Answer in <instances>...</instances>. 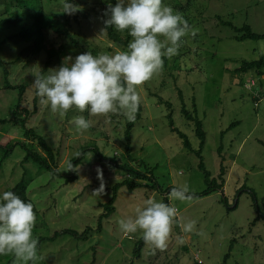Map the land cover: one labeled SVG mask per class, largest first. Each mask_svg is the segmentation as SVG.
<instances>
[{"label": "rangeland", "instance_id": "1", "mask_svg": "<svg viewBox=\"0 0 264 264\" xmlns=\"http://www.w3.org/2000/svg\"><path fill=\"white\" fill-rule=\"evenodd\" d=\"M34 1L37 5L41 3V0ZM103 1L107 4L102 6L104 10L99 6L102 0L72 1L88 12L85 21L78 20L79 25L72 26L77 43L56 32L48 34L57 43L69 42L60 65L70 64L71 59L88 51L95 56L126 50L127 45L111 41L102 28V17L106 20L110 15H106L109 5L116 3V0ZM4 3L7 12L0 20L20 9L18 0H0V13ZM164 3L183 15L196 35L184 37L178 54L170 59L166 57L163 68L138 88L142 115L132 128L131 145L133 156L144 163L138 169H149L152 180H140L142 185L132 191L126 186L120 187L114 201L115 210L102 220L100 232L92 231L85 240L63 234L41 243L35 264H195L193 258L201 264H264V68L260 78L252 70L243 75L233 71L240 63L264 54V38L237 41L233 28L223 23L230 22L237 27L247 24L253 32L264 34V0H164ZM61 5L62 0H58L47 4V8L53 13H56L54 10L62 12ZM34 12H39V8ZM73 15H68L71 24ZM19 27H0V55L9 68V80L27 83L21 105L32 111L33 75L41 67L43 53H36L35 61L28 67L24 66L26 56L15 62L19 50L27 43H15L7 38ZM117 33L122 38L128 34ZM255 78L260 80L263 89L257 82L251 86ZM2 79L0 68V84ZM248 88L259 90V95L252 98ZM16 95L11 89L0 90L1 119L12 117ZM165 101L171 104L170 109L163 104ZM36 105L24 126L34 128L59 152L61 174L68 170V160L80 147L88 148L75 169L78 178L67 185L61 176L40 168L32 160L23 161L25 150L16 142L24 140L29 149L42 155L44 151L39 143L22 137L19 124L7 121L0 123V192L23 176L29 181L27 194L41 210L33 228L35 237H47L64 228L78 232L87 227L95 229L103 213L99 204L109 200L111 186L123 178L110 169V164L98 159L94 148L105 160L116 153L119 156L125 142L126 118L122 119L120 114L90 116L87 111L78 110L61 116L41 97ZM183 105L202 122L205 143L201 158L194 151L200 143L194 121L184 114ZM170 112L173 127L186 135L193 150L186 148L182 138L171 129L167 117ZM81 115L93 125L82 133L73 124ZM232 123L236 124L230 126ZM9 141L14 143L11 153L2 159L3 145ZM200 160L209 172V184L198 167ZM98 169L103 175L102 194L96 192L101 184ZM220 173L225 178L221 189L184 202L170 199L172 187L187 185L191 195L201 193L208 185L215 187L221 181ZM148 198L164 203L166 199L167 204L178 209L183 222L195 221V229L184 233L179 225H174L166 249L161 251L144 242L137 258L133 249L142 233L125 236L119 220L134 217L135 209ZM258 214L263 216L254 220ZM3 262L0 258V264Z\"/></svg>", "mask_w": 264, "mask_h": 264}, {"label": "clouds", "instance_id": "2", "mask_svg": "<svg viewBox=\"0 0 264 264\" xmlns=\"http://www.w3.org/2000/svg\"><path fill=\"white\" fill-rule=\"evenodd\" d=\"M61 6L68 15L81 10L72 0H62ZM106 15L105 29L126 31L132 38L126 50L95 56L84 52L47 75H33L36 94L61 116L78 110L87 111L90 116L120 114L129 122L135 121L141 102L138 88L163 68L164 57L170 59L178 54L184 37L196 35L184 16L164 0H116L115 5H109ZM73 124L81 133L93 126L82 115ZM97 171L101 184L96 192L102 194L103 175ZM170 199L184 202L192 196L188 186L183 185L171 188ZM36 219L31 202L11 190L0 192V256L12 255L22 264H35ZM174 225H179L184 233L195 229V221L183 222L176 207L153 198L137 207L134 217L119 220L125 236L139 231L145 243L161 251L167 248Z\"/></svg>", "mask_w": 264, "mask_h": 264}, {"label": "trees", "instance_id": "3", "mask_svg": "<svg viewBox=\"0 0 264 264\" xmlns=\"http://www.w3.org/2000/svg\"><path fill=\"white\" fill-rule=\"evenodd\" d=\"M18 1L20 4L19 6L20 9L14 10L12 12V15H10L8 18L0 20V27L3 25H7V26L19 25L20 26L19 29L15 33L11 34L7 38L9 41L11 40V42L20 43L23 41L27 43L19 50L15 58V62L20 60L22 56H26L27 57L26 64L24 66L28 67L32 60L35 61V58H34L35 55L39 53H43L42 54L43 58L40 61L41 67L37 72L47 75L49 74V70H51L54 67L60 66L61 58L62 56H64L65 51L68 49V44H69V42L67 43V41H62V40L61 42L57 43L56 41H53L52 39H50L48 37V34L51 32H56L60 36L67 37L69 41L73 43H77L78 39L76 36H74L75 34L72 33V26L75 23L79 25L78 20L85 21V19L88 17V12H85L84 10L77 11L72 16V20L74 22L71 24L70 19L67 14L63 12H58L57 10H54L56 13H53L52 9L47 8V4L55 3L58 0H54V1L53 0H41V3L39 5H37L34 0H23V1L18 0ZM85 1H88V0H85ZM91 1H95V0H91ZM103 5L105 7V5L107 4L104 3V1L102 0V3L99 4V6L102 8ZM2 7H3V11L2 13H0V16H2L3 13L5 14L7 12L6 11L7 5L5 3L2 5ZM38 8H39V12L35 13L34 11H37ZM103 12L101 14H103ZM101 20H102L101 22L102 28L105 29V24H104L105 19L102 17ZM223 23L228 24L231 28H233L235 32V35H233V37L237 41H243L246 39L258 40V39L264 38V34L253 32L251 28L249 27V25L247 24H243L242 26L237 27V26H232L230 22H223ZM105 30L107 31V35L109 39L120 45H128L129 41L131 40V37L128 34L122 38L117 33L115 28L108 27ZM1 44L2 42L0 40V45ZM164 62H167L166 57H164ZM0 68L3 74L2 83L0 84V90L11 89L17 92L16 103L13 105L12 117L10 118L12 120L0 118V123H6L8 121V122H12L13 124H19L21 126V130L23 134L22 137L28 141H31V142L35 141L39 143V145L42 147L44 151V154L42 155V154H39L29 149L25 145L26 142H24V140L19 141V143L16 142L15 144L20 145L25 150L23 161H27L29 159L32 160L33 162L37 163L40 168H43L46 171L51 172L52 174H57L61 176L64 179L65 184L67 185L69 183L75 182L78 178V175L75 169L77 168L79 164H81L83 157L86 151L88 150V148L80 147L77 150V153L68 160L67 162L68 170L64 174H61L59 170V165H58L59 164V160H58L59 152L54 151V149L44 140V137L40 135L39 133H37L34 130V128H31V127L27 128L26 126H24L25 122L28 120L30 115H32L35 112V109L37 106L36 104L39 99V96L36 94L35 87H34V93H33V98H32L34 108L32 111H28L27 108L21 105L23 97H24L23 95L25 93V89L27 88V83L25 82V80H21L20 82L9 80V74H10L9 68L7 67V63L4 61L1 55H0ZM263 68H264V54L260 55L258 59L244 61L240 63L233 69V71L238 75L239 74L243 75L252 70L255 73V76L257 78H260L263 73L262 72ZM256 82L259 83V88L263 87L261 85L262 83L260 82V80H257V79L253 80V83L251 84V86L255 85ZM250 89L251 88H248L247 90H249V93L252 96V98H255L259 95V92H260L259 90H256V89L250 90ZM159 101H162L160 97H159ZM163 104H166L167 107L170 109L171 104L169 102L165 101ZM254 105L257 106L256 102ZM182 109L184 111V114L187 116V118L193 119L194 121L195 135L198 137L200 141L199 148L194 151H195V154L199 158H201L202 147L205 143V132L202 128V122L198 119L197 116H192L189 112H187V110L185 109V105L182 106ZM141 115H142V105L140 103L137 114H136V120L133 122H129L127 119L125 120L124 132H123V137H124L125 142L123 146V151L121 152V154H119V156L116 153L114 154L113 158H107V160H105L106 157L103 156L101 153H99L97 148H94V151L96 152L98 159L100 161H106L108 164H110L111 165L110 169L115 170V172H117L123 178L122 180L118 182H114L113 185L111 186L112 195L109 198V200L103 204L102 203L99 204V206L103 207V213L99 215L98 222H97L95 229L87 227L83 231L78 232L77 230H74V229L64 228V229H59V231L55 230L54 232H52V235L47 236V237L39 236L37 237L38 238L37 256L39 254L40 244L45 241H49V240L52 241L57 236L67 234L74 238L85 240L92 231L95 230L97 232H100L102 228V220L104 218H109L110 214H112L115 210L114 201L116 199L117 192L120 189V187L126 186L129 191H132L134 188L142 185V183L139 182L140 180H144V181L152 180V173L150 172L149 169L147 170L145 169V171L138 169V167L144 166V163L133 156V147L131 145V131L135 123L141 118ZM122 117H123L122 119L125 118L123 115ZM167 117L169 119V124L171 126V129L173 131H176L177 134L180 136V138H182L183 145L186 148L193 150L186 135L182 133L181 131H179L177 128L173 127V120H172L171 112L167 114ZM235 124L236 123H232L230 124V126H233ZM13 145L14 143L10 141L6 143L5 145H3L5 150H4V154L1 157L2 159L10 155ZM0 147H2L1 144H0ZM220 148H221V145L218 148L219 151H220ZM70 166L72 167L71 169H69ZM198 167L201 170H203L204 175L206 177V181L209 184V172L204 169L202 160H200ZM221 171H223L222 168H221ZM219 175H221L220 176L221 181L219 184H216L215 187L208 185L206 189H204L201 193L192 194L191 196L200 197V196L209 194L214 189H218V190L221 189L224 186L225 178L223 179V176H222L223 173H220ZM212 184H214V182H212ZM28 185H29V181L25 180L23 176L12 187L7 188L6 191L8 190L14 191L17 195H19L26 202H31L34 205V211L36 213V216H38L41 210L38 208L36 203L28 196L27 194ZM154 187L156 186L153 184V188ZM165 203H167L166 199H165ZM262 216L263 215L258 214V216L254 220H258V218ZM144 242L145 241L143 240L142 237L136 242L133 252H134V256H136L137 258H139V256L137 255V252L140 251L141 245ZM231 248H232V245H230L229 249ZM228 255L229 254L227 253L225 255V258H227ZM0 258L4 261L3 264H16L18 262L15 260V258L12 255L0 256ZM193 259H194L195 264H201V262L197 261L195 258ZM20 264H22V262ZM28 264H32V262H28Z\"/></svg>", "mask_w": 264, "mask_h": 264}]
</instances>
